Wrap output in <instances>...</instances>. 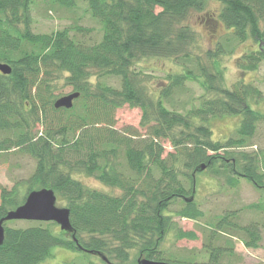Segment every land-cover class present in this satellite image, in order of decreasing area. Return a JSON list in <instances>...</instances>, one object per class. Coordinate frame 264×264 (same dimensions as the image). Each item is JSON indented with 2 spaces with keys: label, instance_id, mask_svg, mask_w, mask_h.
I'll use <instances>...</instances> for the list:
<instances>
[{
  "label": "trees",
  "instance_id": "trees-1",
  "mask_svg": "<svg viewBox=\"0 0 264 264\" xmlns=\"http://www.w3.org/2000/svg\"><path fill=\"white\" fill-rule=\"evenodd\" d=\"M30 1L0 0V62L11 67L9 75L0 73V153L14 149L35 161L26 182L28 193L51 189L69 210L72 232L53 222H29L20 228L5 223L0 264H40L56 247L86 250L107 260L86 264H125L134 251V264L140 258L189 264L166 258L162 247L172 233L177 240L197 239L193 231L179 229L173 216L202 218L187 198L202 165L230 187L238 186L241 178L264 196V152L244 151L252 146L258 124L264 123V113L249 103H258L262 93L242 82L232 91L221 88L223 69L218 64L247 39L255 48L242 55V69L256 71L264 62V0H217L221 9L211 19L228 32L214 50L204 52L196 51L195 36L185 23L192 12L204 10L205 0H50L68 10L86 4L98 25V40L91 44L76 39L94 30L81 26L73 27L75 38L69 29L50 36L32 34ZM143 58L169 59L180 68L165 75L153 99L140 87L145 84L142 73L131 70ZM92 69L97 72L93 84L88 81ZM59 76L71 92L80 94L71 109L53 107L61 97L55 94ZM111 78L118 80L117 89L107 83ZM187 82L203 90L199 105L168 110L165 101ZM124 105L141 111L144 134L115 129V112ZM224 115H240L241 120L232 138L222 143L212 139L208 121ZM35 124L41 132H32ZM165 140L172 147L166 155ZM76 172L121 194L88 189L73 176ZM19 192L1 189L0 219L23 204L26 196ZM172 205L179 207L169 214ZM246 209L264 218V201ZM233 216L206 224L213 230L205 245L209 264L233 253V244L211 245L217 234L238 235L246 249L259 248L257 226L240 227Z\"/></svg>",
  "mask_w": 264,
  "mask_h": 264
},
{
  "label": "rangeland",
  "instance_id": "rangeland-1",
  "mask_svg": "<svg viewBox=\"0 0 264 264\" xmlns=\"http://www.w3.org/2000/svg\"><path fill=\"white\" fill-rule=\"evenodd\" d=\"M28 7L31 19L30 31L34 35L50 36L64 29H69L71 38H75L73 36V27L81 26L83 29L89 28L94 30H92V33H82L76 39L87 44L98 40V25L90 19L86 12V4L83 2H79L74 9L70 10L53 5L50 0H31ZM204 7V10L199 13L192 12L185 23L195 36L197 52H204L207 49L214 50L215 46L224 39L228 32L222 24L213 21L216 19H211L212 17H217L221 9L220 2L217 0H205ZM253 48H255V44L251 39H247L242 45H234L231 48V54H225L218 60L219 67L223 69L222 80L219 81V86L227 91H232L234 86L239 84V82L256 87L262 93V98L256 104L252 101L249 103L256 111L264 113V62L257 67L256 71L245 72L240 65L242 55ZM209 66L211 67L212 65ZM131 70L133 72L137 70L142 73L145 84H142L140 87L153 99L158 94L160 86L164 85L165 75L170 72L179 71L180 68L169 59L143 58ZM96 74V70H90L88 81L91 84L95 83ZM59 77L56 81L54 80L58 88L55 94L58 97L65 96L72 91V88L66 84L64 77ZM107 83L113 88H118L117 79H108ZM203 93V90L198 85L187 82L181 91L174 92L171 97L172 99L165 101L164 104L168 110L183 111V108H189L190 103L197 107L199 105V97ZM204 97L205 99H211L213 94ZM141 116L142 114L139 109L124 105L115 112V129L119 132L136 129L141 134H144V131L140 129ZM240 120V115H224L211 118L208 121V125L212 131V139L224 143L227 139L232 138ZM32 130L33 133H39L42 131V128L40 124H35V128ZM161 143L164 147L165 155L168 152H172L169 141L165 140L161 141ZM244 151L247 153L264 152V123L258 124L252 146L245 148ZM207 167L209 166L204 164V169H200V173L194 176V178L197 177L195 190L193 192L192 189V193L187 197L188 199L192 198L191 201L202 212V218L198 221H192L173 216V221L179 229L182 231H193L197 235V239L177 240L173 233L169 234L162 247L165 257L177 261L182 259L183 262L189 264H209L210 256L205 245L208 243L207 237L213 230L207 228L206 224L214 223L222 217L230 218L234 214H237V217L233 216L231 218L233 223L240 227L254 224L260 230L261 241L259 248L255 250L246 249L238 235L227 236L217 234L216 239L211 245L222 248L227 247V244H233V253L221 256L222 258L218 260V264H264V227H261L264 224V218L261 213H255L246 209L251 205H257L259 202L264 201L263 193L241 178L238 181V186L230 187L224 182V179L215 177L212 174V170ZM34 170L35 161L25 153L14 149L0 153V192L3 188L9 191L18 188L20 197L27 196L28 187L26 182ZM73 176L88 189L102 190L115 196L121 194L119 189L105 186L93 177L86 176L84 173L76 172ZM57 206L65 208V204L59 201H57ZM178 207L179 205H172L170 207L171 213L169 214H173L174 210ZM29 222L34 221L12 220L6 222V226L20 228L30 225L31 223ZM52 232L54 234L58 233L57 230ZM85 252L56 247L52 249L51 256L40 264H86L101 261L99 255ZM136 258L137 254L135 251L129 253L128 262L125 264H134Z\"/></svg>",
  "mask_w": 264,
  "mask_h": 264
},
{
  "label": "water",
  "instance_id": "water-1",
  "mask_svg": "<svg viewBox=\"0 0 264 264\" xmlns=\"http://www.w3.org/2000/svg\"><path fill=\"white\" fill-rule=\"evenodd\" d=\"M0 73L2 75H9L11 67L5 63L0 62ZM80 96L77 92H71L65 96H61L53 103L54 109H71L73 102ZM204 169V165L200 167ZM192 199H190L191 201ZM69 210L67 208H60L57 206V197L51 189L42 188L39 190L30 191L23 204L16 207L14 210L7 212V214L0 219V246L4 242V223L12 220L19 221H34V222H53L57 224L61 230L71 233ZM77 243V242H76ZM80 247V246H78ZM80 249L84 250L80 247ZM86 251V250H84ZM91 253V252H90ZM103 261L106 258L101 256ZM108 263V262H107ZM136 264H176L162 261H152L145 258L137 260Z\"/></svg>",
  "mask_w": 264,
  "mask_h": 264
},
{
  "label": "flooded vegetation",
  "instance_id": "flooded-vegetation-1",
  "mask_svg": "<svg viewBox=\"0 0 264 264\" xmlns=\"http://www.w3.org/2000/svg\"><path fill=\"white\" fill-rule=\"evenodd\" d=\"M192 199V198H191Z\"/></svg>",
  "mask_w": 264,
  "mask_h": 264
}]
</instances>
